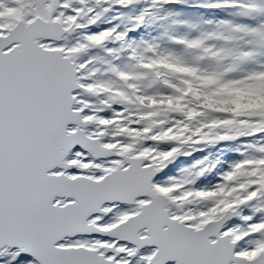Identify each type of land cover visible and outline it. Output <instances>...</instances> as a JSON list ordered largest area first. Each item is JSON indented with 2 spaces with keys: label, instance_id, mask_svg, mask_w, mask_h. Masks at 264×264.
<instances>
[{
  "label": "snow or ice",
  "instance_id": "6c2138e0",
  "mask_svg": "<svg viewBox=\"0 0 264 264\" xmlns=\"http://www.w3.org/2000/svg\"><path fill=\"white\" fill-rule=\"evenodd\" d=\"M0 264H264V0H0Z\"/></svg>",
  "mask_w": 264,
  "mask_h": 264
},
{
  "label": "rangeland",
  "instance_id": "374dc122",
  "mask_svg": "<svg viewBox=\"0 0 264 264\" xmlns=\"http://www.w3.org/2000/svg\"><path fill=\"white\" fill-rule=\"evenodd\" d=\"M248 95H249V96H251L252 94H251V93H249Z\"/></svg>",
  "mask_w": 264,
  "mask_h": 264
}]
</instances>
